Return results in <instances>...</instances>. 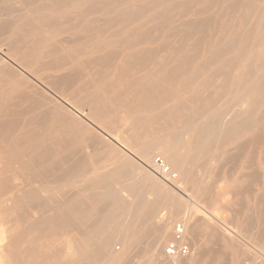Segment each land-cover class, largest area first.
Wrapping results in <instances>:
<instances>
[{
	"label": "bare ground",
	"instance_id": "1",
	"mask_svg": "<svg viewBox=\"0 0 264 264\" xmlns=\"http://www.w3.org/2000/svg\"><path fill=\"white\" fill-rule=\"evenodd\" d=\"M78 111L86 117L80 119ZM121 112L152 113L132 117L122 140L138 148L141 164L110 136L113 124L97 126ZM2 147L1 203L10 204L7 210L49 212L31 226L27 222V233L23 226L19 241L26 264L115 261L108 249L131 237L133 224L146 237L136 264H147L149 257L168 264L161 249L171 235L172 212L182 214L190 246L204 231L236 253L241 249L232 231L221 230L216 219L202 222L183 196L190 188L196 200L209 196L219 203L223 192L205 184L210 175L227 179V192L239 195L255 185L256 217L264 224V0H0ZM153 155L167 164L168 181L152 174ZM108 162L117 164L88 177ZM228 163L238 164L239 176L227 177L221 166ZM178 175L182 183L173 185ZM116 180H125L130 202L113 188ZM144 193L155 200L146 202ZM162 195L174 210L155 220ZM118 206L121 217L115 216ZM253 219L245 223L250 229ZM46 230V250L28 245L24 237ZM70 232L81 239L64 237ZM251 251L248 260L256 255ZM197 253L194 262L187 260L192 263L186 258L172 264H229V252L227 261L220 258L224 252L219 258L204 248ZM258 260L264 264V257Z\"/></svg>",
	"mask_w": 264,
	"mask_h": 264
},
{
	"label": "rangeland",
	"instance_id": "2",
	"mask_svg": "<svg viewBox=\"0 0 264 264\" xmlns=\"http://www.w3.org/2000/svg\"><path fill=\"white\" fill-rule=\"evenodd\" d=\"M62 100L68 105H70V110H72V111H75L77 108H76V105L72 102V101H70V100H68L67 98H62ZM66 100V101H65ZM68 105V106H69ZM73 109H75V110H73ZM75 112H77V111H75ZM80 112H83V113H81L80 114ZM78 111V114L80 115H77L80 119L82 118V116H84V117H86L85 115H84V111ZM76 114V113H75ZM152 114V113H151ZM151 114H143V113H141V114H126V113H116V114H113V115H110L109 117H108V119L106 120V121H101V123H98V125L97 124H95V122H94V124L95 125H97L99 128H102V129H104V130H106V128H105V125H102L103 123L102 122H104L105 124H108V123H111V124H113V127H112V131L113 132H111L110 134H112V135H110V136H113V137H116V139H118V142H119V144H120V146L122 145V147H120V146H118V147H120L121 148V150H122V153H125V155L127 156V157H130L132 160H134V161H136L138 164L140 163L139 161H137L136 159H137V153H138V148H136V147H133L132 146V144H130V143H127V142H122V140L123 141H125V139H126V131L128 130V129H131L132 127H133V122H132V120L133 119H131L132 117H136V116H141L142 118L143 117H150V115ZM82 115V116H81ZM117 117V118H116ZM127 117V118H126ZM122 119H123V121H122ZM112 120V121H111ZM116 120L118 121V123H115L116 122ZM114 121V122H113ZM113 122V123H112ZM119 122H120V124H119ZM159 122V121H158ZM158 122H154V123H156L155 125H153L152 124V127L155 129V128H157L158 126H159V123ZM124 123V124H123ZM118 124V125H117ZM158 125V126H157ZM91 126V125H90ZM129 126V127H128ZM131 127V128H130ZM110 128V127H109ZM119 128V129H118ZM108 129V128H107ZM154 129H151L152 131L154 130ZM124 132V133H123ZM128 144V145H127ZM117 146V145H116ZM123 148V149H122ZM126 150V151H125ZM0 151H3V147L2 148H0ZM128 151H129V153H128ZM128 153V154H127ZM132 153V154H131ZM129 154H131L130 156H129ZM133 156V157H132ZM157 157H159V155H153L152 156V158L150 159V167H151V163H152V161H153V159L154 158H157ZM159 158H161V157H159ZM162 159V158H161ZM165 162V161H164ZM117 163H113V162H108L107 164H105V165H103V166H98L96 169L97 170H94L93 172H91L89 175H88V177H90V176H94V175H96V174H98V173H101V172H105V171H110L115 165H116ZM141 164V163H140ZM167 165V164H166ZM224 166H225V169H224ZM234 166V167H233ZM237 166H238V164L236 163H228V164H223L221 167H222V169L224 170V172L226 173V175H227V177H229L231 174L232 175H235V176H239V174H240V170L239 169H237ZM220 167V168H221ZM232 167H233V170H229V168L230 169H232ZM103 168V169H102ZM227 169H228V171L229 172H227ZM173 171V170H172ZM232 172V173H231ZM235 172V173H234ZM228 173V174H227ZM152 174H153V172H152ZM154 175V174H153ZM231 175V176H232ZM1 176V175H0ZM3 176V175H2ZM1 176V177H2ZM155 176V175H154ZM179 176V175H178ZM214 176V177H213ZM1 177H0V179H1ZM156 177V176H155ZM210 177V178H209ZM157 178V177H156ZM158 179V178H157ZM212 180H213V182H212ZM217 180V181H216ZM159 181H161L160 179H159ZM173 181H175L176 182V180H173ZM118 182H119V184H118ZM125 180H116L115 182H113V188H115L116 190L115 191H117L119 194H121V196L124 198V200H127V201H131V198L128 196V194H126L127 192L125 191V189H123L124 188V186L126 185L125 183ZM207 182V183H206ZM215 182V183H214ZM121 183V184H120ZM180 183H182V181H181V178H180V176L178 177V181L176 182V183H174L173 185H179ZM161 184V183H160ZM205 184H206V186H211V188H213L214 190H218V191H222L223 193H222V195H220V200H219V203L217 202V203H211V201H210V199H209V196H208V198L207 199H205V198H203V197H198L197 199L198 200H196L195 199V197L197 196L196 194L194 195V193H192V191H190V188L189 187H187V186H185V189L187 190L188 188V190H187V193H185V195H187V197H185V196H183V198L184 199H186V201H188L189 199H191L193 202H192V212L193 213H196L197 212V214L199 215V217H201L203 220H202V222H204V221H208V222H215L214 220L216 219V220H219V222L217 223V221L215 222V223H217V225H219V223L221 222L222 224H220L219 225V228L221 227V230H224L225 232L227 231L228 233H230L231 231V233H232V235H233V238H234V240L235 241H238V242H235L236 243V246H238L239 247V249H241V250H239V251H237L236 253L235 252H231L230 253V250L228 249V248H226V247H222V245L223 246H225L224 245V242H222V241H217V243L219 244V246H218V244L217 243H215V239H213V238H210L209 237V235L207 234V233H205L204 231H199L198 233L199 234H196L195 235V239H193L194 240V244H193V241H192V244H191V246H190V248H191V253H190V256L186 259V261L188 260V259H192V262H194L195 261V259L197 258V252H199L201 249H203L204 248V250H207V251H209V252H211V254H214L215 252V250H214V247H215V245L216 246H218V247H215V248H217V251H216V253H217V257L219 258V255L220 254H222L223 252V254H222V257H220L221 259H225V257L227 258V260H228V257H229V261H228V263L230 264H247L248 263V261H249V263L248 264H258V262L260 261V260H258L260 257L262 258V257H264V238H260V236H262V233H260L261 231H259L260 230V228L259 227H261V228H263L264 227V224L263 225H261V223H260V220H258L257 219V215H258V217H259V219H260V211L259 210H257L256 209V201H255V197H254V195H253V192H254V189H257V187L255 186V185H253L252 186V193H251V190L248 192V193H245V192H243L242 193V195H241V193H240V195H239V193L237 194V192H230L229 190H228V192H227V189H225L226 188V186L228 185V180L227 179H223V180H218L217 179V177L215 176V175H210V176H208L207 178H205ZM162 185V184H161ZM181 185H184V184H181ZM119 186V187H118ZM225 186V187H224ZM164 187V186H163ZM121 188V189H120ZM120 189V190H119ZM225 189V190H224ZM57 194H56V193ZM51 194L52 195H55V196H58V192L57 191H54L53 193L51 192ZM123 194H125V195H123ZM147 194V195H146ZM236 194V195H235ZM249 194V195H248ZM192 195H194V196H192ZM244 195V197H241V196H243ZM247 195H248V197H247ZM251 195V196H250ZM128 196V197H127ZM58 197H60V196H58ZM146 197V198H145ZM165 196H163L162 195V198H161V205H159V207H158V210H157V213H156V218H155V220H159L160 218H163V217H167V215H168V211L169 212H172L171 210H174L173 208H172V206H171V204L169 203V200L167 199V197L166 198H164ZM144 199L146 200V202H153V200H155V195L154 194H149V193H144ZM188 199V200H187ZM193 199H195V200H193ZM224 199V200H223ZM235 199H237V200H235ZM239 199V200H238ZM244 201V204L243 203H241V201L242 200ZM245 199V200H244ZM252 199V200H251ZM151 200V201H150ZM250 200V201H249ZM3 201V198L2 197H0V203ZM165 201H167V203L165 202ZM190 201V200H189ZM188 201V202H189ZM225 201V202H224ZM248 201V202H247ZM165 202V203H164ZM223 204H222V203ZM233 202V203H232ZM237 202V204H239V205H236L235 203ZM228 203V204H227ZM247 203V204H246ZM225 204H227V205H225ZM242 204H243V207L244 206H246L247 208H243L242 207ZM10 204L7 202V201H5V202H3V203H1V206H0V210H2V212L0 211V231L2 232L1 233V235H0V239H2L3 237H5V235H7L6 237H5V239H4V241H0V264H17L18 262V264H26L27 263V261H26V258H25V248H24V246H23V244H21V242L19 241V238H20V236H21V234H22V232L25 234V231L27 230V226L26 225H28V223L30 224V226L32 225V223H35V221H36V218L38 219V218H40V217H42V215H44L45 213H48L49 214V212H44V211H46V210H31V209H29L28 210V212H27V210H7V208H9L10 206H9ZM169 205H170V207H169ZM188 205H189V203H188ZM232 207H231V206ZM165 206V207H164ZM166 206H168V207H166ZM235 206V207H234ZM251 206V207H250ZM239 207V208H238ZM253 207V208H252ZM242 208V209H241ZM251 208V209H250ZM236 209H238V210H236ZM31 210V211H30ZM114 210H115V216H117V217H121L122 215V213H123V209H122V207H120V206H118V207H116V208H114ZM163 210V211H162ZM233 210H234V212H239V214H241V215H239V214H237L236 213V215L234 216V218L235 219H233L232 217H233V215H234V212H233ZM242 210H244V211H242ZM251 210V211H250ZM257 210V211H256ZM31 212V214H30V212ZM32 211H34V212H32ZM43 211V212H42ZM190 211V210H189ZM232 211V212H231ZM247 211H249V212H251L250 214L252 215V216H250V214H249V212H247ZM15 212H17V213H15ZM42 212V213H41ZM245 212H246V214H245ZM252 212H253V214H252ZM256 212H258V213H256ZM14 213V214H13ZM30 214V216H28V214ZM35 214L34 216H33V214ZM44 213V214H43ZM119 213H121L120 215H119ZM2 214H4V215H2ZM39 214V215H38ZM118 214V215H117ZM176 215V216H174V215ZM257 214V215H256ZM2 215V216H1ZM19 215V216H18ZM24 215H26V216H24ZM165 215V216H164ZM169 215H170V213H169ZM201 215H203V216H201ZM238 215V216H237ZM246 215V216H245ZM254 215V216H253ZM5 216V217H4ZM17 216V217H16ZM38 216V217H37ZM173 216V217H172ZM248 216H250V217H248ZM15 217V218H14ZM24 217V218H23ZM28 217V218H27ZM170 217H171V220H173L172 222H173V224H175V223H177V222H183L182 221V214H176V213H174V212H172L171 213V215H170ZM205 217V218H204ZM241 217V218H240ZM252 217H254V219H253V221H252V223H253V225L252 226H254V227H252L251 229L250 228H248V226H249V224H251V222L249 223V221H251V219H252ZM20 218H21V220H20ZM181 218V219H180ZM207 218V219H206ZM209 218V219H208ZM210 218H212V219H210ZM246 220H245V219ZM248 218H250V219H248ZM256 218V219H255ZM2 219H4V220H2ZM20 220V222H19V220ZM25 219V220H24ZM27 219H29V221L27 220ZM34 219V220H33ZM205 219V220H204ZM223 219V220H222ZM239 219V220H238ZM242 219V220H241ZM248 219V220H247ZM211 220V221H210ZM254 220H255V222L256 223H254ZM5 221V222H4ZM125 221H127L126 219H123V220H121V222H120V224L122 223V225H123V223H125ZM240 221H241V223H240ZM244 222V224H243V222ZM2 222V223H1ZM10 222V223H9ZM28 222V223H27ZM246 222H248V226L245 224ZM6 223L8 224V225H6ZM20 223V224H19ZM235 223V224H234ZM241 225H239V224ZM5 224V225H4ZM17 224H18V226H17ZM173 224H172V226H173ZM244 225H246L245 227H244ZM6 226V227H5ZM7 226H8V228H7ZM14 226V227H13ZM23 226H26V228L25 227H23ZM29 225H28V227H30ZM129 226V229H130V232H132L131 233V237H129V238H127V239H125V240H116V241H114L113 242V245L108 249V252L110 253V255H111V257H113V258H117V260H113V261H110V260H108L107 261V257L106 258H104V259H102L101 261H99V263L97 262L96 264H136L137 263V261H140L139 259L141 258L140 257V255H138V254H136V253H138V251H140L141 250V248L143 247V243H144V241H146V237H145V234H144V232L142 231L143 229H142V227L140 226V225H137V224H133V226L132 225H128ZM172 226L170 225V227L168 226V232H169V230L171 229L172 230ZM239 226V227H238ZM263 226V227H262ZM5 227V228H4ZM23 227V228H22ZM243 227V228H242ZM7 228V229H6ZM22 228V229H21ZM24 228H25V231H24ZM134 228V229H133ZM137 228V229H136ZM245 231V236H244V232H243V230ZM248 229H250V230H248ZM257 229V230H256ZM22 230V231H21ZM241 230V231H240ZM12 231V232H11ZM19 231V232H18ZM28 231V230H27ZM27 231H26V233H27ZM5 232V233H4ZM21 232V233H20ZM139 232V233H138ZM202 232V233H201ZM251 232V233H250ZM12 233H16V235H14V234H12ZM20 235H19V234ZM137 233V234H136ZM68 234H70V235H68ZM67 234V236H64V237H67V239L68 238H70V239H73V238H76V240L77 239H81V238H79L78 236H77V233H75V232H70V233H68ZM139 234H140V236H139ZM144 236H143V235ZM188 237L189 236H191L190 235V229H189V231H188ZM201 234H203V236L201 235ZM207 234V235H206ZM11 235V236H10ZM32 235V234H31ZM34 236H26V237H24V238H26V240L27 239H29V240H27V242L29 241V246L31 245V246H33L34 245V247H37L38 245H39V247L41 248H39V250L41 251V250H46V248H44V242H45V240H43L44 239V237H46L47 235H49V230H46V231H44L43 233H35V234H33ZM14 236V237H13ZM17 236H18V241L16 240V241H14L15 240V238L17 239ZM73 236V237H72ZM78 238H77V237ZM142 236H143V239H142ZM237 236V237H236ZM2 237V238H1ZM31 237V238H30ZM170 237H171V235H168V237L166 238V240L164 241V244H163V246H162V249H163V247H164V245H165V243L166 242H168L169 241V239H170ZM196 237H198V238H196ZM209 237V238H208ZM49 238V237H48ZM138 238V239H137ZM191 238V237H190ZM201 238V239H200ZM206 238H208V240L209 241H206L207 239ZM212 239V240H211ZM12 242H11V241ZM26 240H24V241H26ZM42 240V242H40V241ZM127 240V241H126ZM196 240V241H195ZM10 241V242H9ZM121 241V242H120ZM191 241V240H190ZM258 241V242H257ZM260 241V242H259ZM8 242V243H7ZM136 242H137V244H136ZM143 242V243H142ZM197 242V243H196ZM206 242V243H205ZM213 242H214V244H213ZM16 243H18V244H16ZM31 243V244H30ZM39 243H41V244H39ZM142 243V244H141ZM196 243V244H195ZM204 243V244H203ZM251 243V244H250ZM258 243V244H257ZM7 245V249H5V247L4 246H6ZM9 244H10V246H9ZM12 244H14V245H12ZM21 246H20V245ZM126 244V245H125ZM133 244V245H132ZM139 244H141V245H139ZM201 244H203L201 247H200V245ZM212 244L214 245L213 246V248H212ZM241 244L243 245V246H241ZM44 245V246H43ZM240 245V246H239ZM254 245H255V247H254ZM14 246V247H13ZM17 248H16V247ZM43 246V247H42ZM135 246H137V247H135ZM139 246V247H138ZM209 246H210V248H209ZM10 247V248H9ZM12 247V248H11ZM132 247V248H131ZM141 247V248H140ZM237 247V248H238ZM4 249V250H2V249ZM134 248V249H133ZM135 248H137V249H135ZM140 248V250H138ZM244 248V249H243ZM22 249H23V251H22ZM161 249V250H162ZM196 249H198L197 251H196ZM211 249V250H210ZM219 249H220V251H219ZM2 250V251H1ZM6 250V251H5ZM136 250V251H135ZM223 252H222V251ZM254 251L253 253L254 254H256L255 255V257L253 258V260H248V259H252V258H249L248 256H249V252L250 251ZM7 251H8V253H7ZM22 251V252H21ZM128 251V252H127ZM214 253H213V252ZM251 251V252H252ZM24 252V253H23ZM112 252V253H111ZM131 252V253H130ZM221 252V253H220ZM227 252H229V253H227ZM239 252H241L240 254H238ZM5 253H7V255L5 254ZM113 253H115V254H113ZM134 253H135V255H134ZM215 253V254H216ZM225 253H227L226 255H225V257H224V254ZM17 254V255H16ZM22 254H24V255H22ZM113 254V255H112ZM125 254V255H124ZM196 254V255H195ZM232 254V255H231ZM13 257H12V256ZM20 255V256H19ZM124 255V256H123ZM247 255V256H246ZM262 255V256H261ZM12 257V258H10V257ZM194 256V257H193ZM228 256V257H227ZM232 256H235V257H232ZM238 258H237V257ZM243 256H245V257H243ZM196 257V258H195ZM224 257V258H223ZM6 258V259H5ZM8 258H10V259H8ZM24 258V259H23ZM120 258V259H119ZM153 258V257H152ZM152 258H150L149 257V260H148V262H147V264H151L153 261H155V259H153L152 260ZM233 258H235V259H233ZM137 259V260H136ZM233 259V260H232ZM237 259H238V261H237ZM244 259V260H243ZM9 260V261H8ZM226 260V259H225ZM226 260V261H227ZM235 260V261H234ZM242 260V261H241ZM246 260V261H245ZM248 260V261H247ZM8 261V262H7ZM22 261V262H21ZM136 261V262H135ZM234 261V262H233ZM250 261H253V262H250ZM190 263H192L191 262V260L189 261ZM188 261H187V263H189ZM257 262V263H256ZM203 264H205V263H203ZM216 264V263H215Z\"/></svg>",
	"mask_w": 264,
	"mask_h": 264
},
{
	"label": "built area",
	"instance_id": "3",
	"mask_svg": "<svg viewBox=\"0 0 264 264\" xmlns=\"http://www.w3.org/2000/svg\"><path fill=\"white\" fill-rule=\"evenodd\" d=\"M151 171L161 181H168L170 178V170L163 159L154 158L151 163ZM191 248L186 239V228L184 222L173 224L171 237L165 243L162 249V255L165 262L172 264L176 261L186 259L190 256ZM151 264H164L163 260H155Z\"/></svg>",
	"mask_w": 264,
	"mask_h": 264
}]
</instances>
